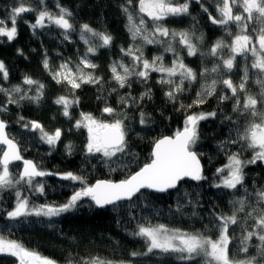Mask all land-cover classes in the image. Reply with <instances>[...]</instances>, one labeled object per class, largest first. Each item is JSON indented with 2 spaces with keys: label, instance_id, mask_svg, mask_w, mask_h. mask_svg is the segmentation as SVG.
Wrapping results in <instances>:
<instances>
[{
  "label": "trees",
  "instance_id": "obj_1",
  "mask_svg": "<svg viewBox=\"0 0 264 264\" xmlns=\"http://www.w3.org/2000/svg\"><path fill=\"white\" fill-rule=\"evenodd\" d=\"M24 6L30 7L31 12L22 14L17 20V37L9 42L6 37H0V60H2L9 73V79L4 81L0 74V86L13 89L21 86L29 95H36L37 85L43 84V96L39 103L23 101L20 105H8V111L0 113L2 119L8 124V133L18 143L21 155L37 163L41 169L51 172H76L84 174L90 183L97 179L118 181L124 179L130 171L138 170V166L148 162L152 145L157 138L171 136L177 130H182L186 115L208 114L216 112L215 117H209L199 122L198 140L193 150L199 157L205 180L200 182L184 180L178 190L167 193H148L131 202H124V206L113 211L111 206L104 209L90 207L85 202L75 212L58 218L54 228H49L44 222H36V218L30 217L32 222L20 223L5 219L6 212L11 210L15 204L13 190L0 192V234L7 240H14L28 251L36 252L43 257L54 260L56 264H77L83 259L99 257L113 264L124 262V264H185V262L172 256L148 255L136 256L132 252L146 251V242L138 237L129 235L137 222H150L152 225L164 224L170 229H179L189 234L201 233L210 238H218L219 230L214 226L209 213L215 205V211L225 215H231L233 207L230 200L238 198L231 190L216 189L212 187L219 182L216 174L217 168L227 163L230 154H237L245 162L244 187L240 188L239 196L244 195L246 188L250 194V202L245 205L246 211L238 214L239 223L229 226V235L232 243L229 245V256L233 259H244V254L237 255L240 240L246 234L245 228L251 230L252 221L247 220V212L252 210L255 204L254 194L264 189V162L257 161L255 164H247L253 156V149L247 143L239 141L235 144L231 140L237 139L238 131L243 130L252 122L254 117H247L233 112L235 100L221 101L222 95L231 96L226 89H217L212 95H204L203 104H195L199 99L197 93L201 91V80L210 76L201 75L199 68L217 67L215 77L219 80L230 77L233 84L238 86L240 81L242 64L240 60L234 61L231 72L223 69V59L220 57H206V53L217 41H227L230 37L245 34L241 31L244 23H248L246 34L255 38L257 31L262 25L253 20L242 21L238 27L236 22H230L226 26L214 25L208 19V13L202 11L201 5L192 0L189 14L179 17H169L163 24L170 31H187L194 37L193 43L197 45L198 52L195 56H187L186 48L179 46L182 60L197 74V79L191 84L184 83L183 91L178 93L174 101L168 100L164 93L170 90L169 85L159 84L157 72L150 73L146 83L130 78L132 87L119 88L112 79L111 66L119 61L128 60L120 52V48H128L130 36L128 32V9L137 11L139 0H22ZM184 0H172V3H183ZM242 2V0H241ZM204 6L208 8L213 16L218 17L216 11L219 0H203ZM20 0H0V20L7 21L6 26L11 27L9 14L13 5L19 6ZM59 5L70 11L72 16L70 23L74 28L68 33L69 40H65L63 30L54 25L48 28H37L35 35L29 24H34L40 11H47L52 15L59 14ZM127 8V12L124 9ZM234 14H243L242 8L234 7ZM257 15L254 13V16ZM47 23V20L45 21ZM89 24L94 32L111 35L114 40L110 47L99 48L90 59L98 67L96 69H85L91 71L94 76L100 77L102 83L83 84L79 89H71L66 82L57 84L52 74L57 72L60 65L69 62L72 69L79 65L81 57L86 53L88 44L80 40L81 26ZM203 37L201 42L199 37ZM99 43V40L95 41ZM149 49L155 47H148ZM18 50L23 55L18 54ZM159 50V49H157ZM156 50V51H157ZM45 56L49 61V67H44ZM82 67V66H81ZM25 76L37 82L29 90L23 85ZM204 76V77H203ZM219 85H221L219 83ZM116 88V92L112 89ZM151 90L152 98L147 97L133 105L132 110L121 106L120 97H136L139 101L141 93ZM103 94L117 114L125 113L129 117L135 116V120L127 121L130 134L126 137L129 148L135 154V162L128 165L127 170L121 166L120 170L112 171L107 164L101 163L99 158L86 157L84 145L87 140V129L77 130L74 125L81 118L80 114H91L103 122H113L116 116L109 117L102 114L105 103L98 101L97 97ZM69 99L79 98V105H73L70 109L71 119L62 115V105L54 101L61 97ZM18 99V96H17ZM8 96L0 92V104H7ZM183 105V108H181ZM192 105L191 108L188 106ZM145 112L147 126L139 124V113ZM23 116L24 122L38 121L48 132H54L60 128L63 132L61 141L54 149L40 141V133L32 132L23 127V122H18ZM231 117V121L227 119ZM233 121L235 123H233ZM224 143L225 147L220 145ZM72 146V153L66 151L67 145ZM2 148V146H0ZM2 152H0L1 155ZM132 157H125L127 163ZM21 164L19 162L10 164L9 170L14 177H18ZM113 168L117 167L112 165ZM40 179V178H37ZM46 182L45 196H30L34 204L41 203H63L71 195L73 187L70 182L61 181L55 176L43 178ZM24 195H29L26 186L20 189ZM184 193L191 194L192 203ZM200 193V196L196 194ZM182 205L180 211L177 206ZM247 221V222H246ZM244 225V227H241ZM259 241L253 237L249 242L248 256L256 255V245ZM211 259L203 255L196 256L188 264H209ZM0 264H19V260L9 254H0ZM214 264V262H213Z\"/></svg>",
  "mask_w": 264,
  "mask_h": 264
},
{
  "label": "snow or ice",
  "instance_id": "obj_2",
  "mask_svg": "<svg viewBox=\"0 0 264 264\" xmlns=\"http://www.w3.org/2000/svg\"><path fill=\"white\" fill-rule=\"evenodd\" d=\"M44 3V0H40ZM192 0H184L183 3L174 4L172 0H139V12L143 16H147L155 26V30L148 33L145 29V20L141 16L139 23H136L135 18L128 14V31L133 42L138 39L142 41L140 44H130L128 48H120V52L127 57H131L133 67L130 69L123 63H114L111 66L112 79L118 84L119 88H131L132 83L130 78L135 77L136 80L146 83L150 78V73L157 72L161 74V78L157 81L162 85H169L170 90L164 93L165 97L174 101L177 94L183 91L185 81L191 84L197 79L196 72L186 66L179 54H176L173 42L177 41L179 45L187 49V56L193 57L198 52V47L193 43L194 37L187 31L177 32L170 31L164 27V22L169 17H179L189 14L190 3ZM201 5L202 11L208 13V19L214 25L226 26L230 22H236L238 27L245 19L248 22L253 20L258 21L262 26L257 30L255 38L246 34L248 31V23H244L241 31L245 34L236 35L230 45L231 56L223 60V69L231 72L233 69L234 60L237 55L251 52L255 57L252 63V69L258 70L259 73H264V0H219L216 11L219 14L213 16L207 7L204 6L203 0H195ZM131 3V0H129ZM59 7V14L52 15L47 11H40L36 17L34 24H29L33 30L37 28H48L55 26L63 30L65 40H69L68 33L74 28L70 23L72 13L67 9ZM240 7L242 12L247 14H234L233 8ZM30 7L24 6L20 0L19 6L13 5L12 11L9 14L11 27H7V21L0 20V37H6L9 42L13 41L18 35L17 20L24 14L31 12ZM127 12V8L124 9ZM254 13L257 14L254 16ZM47 20V23L45 21ZM85 34H91L92 37L98 38L99 43L95 40L89 41L86 53L81 57L79 65L75 71L69 66V62H64L60 65L61 71L52 74L53 80L57 84L67 83L71 89H79L83 84L102 83L100 77L94 76L91 72H85V69H96L98 66L92 62L90 56H94L99 48H108L113 43L114 38L105 33H96L85 23L81 26V38ZM162 38H169L163 40ZM201 42L203 37L197 38ZM147 44H167L166 52H172L175 55L171 67H166L163 63L162 56H156L151 61L144 58L143 48ZM258 45V48H257ZM225 45L223 41H217L210 49V55L217 57L219 50ZM19 55H23L22 51L18 50ZM44 67H49V61L45 56ZM82 66V67H81ZM122 69L123 71H119ZM219 66L214 67L211 71L217 72ZM208 69H204V73ZM0 74L4 81L9 79V73L5 63L0 60ZM203 75V73H202ZM179 77V83L174 79ZM248 73L245 70V75L242 82L236 86L231 79H224L223 85L231 91V96L222 95L221 101L235 100L233 112L247 117L251 114L252 117H260V122L250 123L243 132L238 131L237 139L230 142L235 144L239 141L247 143V146L254 150V155L247 164H255L257 161L264 162V114L258 112L259 107H264V80L258 79L256 83L260 86L261 92L258 96L245 94L243 97L240 93H246V83L248 81ZM23 85H27L29 90L32 86L37 85V82L28 76L23 79ZM216 81L213 80L211 85L207 86V95H212L215 91ZM44 85L39 84L36 88V95H29L21 86H15L10 92L4 88H0V92H4L8 96L7 104H0V113L8 111V105H20L23 101L39 103L43 96ZM117 89L113 88L112 92ZM18 96V99H17ZM199 99L194 101L195 104H203L204 93H197ZM151 100V90L141 93L139 101L136 97L128 96L120 97L121 106L127 110H132L133 105H138L145 98ZM98 101H103L105 106L102 108V114L109 117L116 116L113 122H103L96 119L91 114L81 113V118L76 121L74 127L79 130L87 129V140L84 145V153L86 157L93 159L99 158L101 163L107 164L112 171L120 170L121 166L127 170L128 165L135 162V154L131 152L126 137L130 134V128L127 121L135 120L136 117H129L126 112L117 114L115 109L107 103V98L101 94L97 97ZM57 105H62V115L71 119L69 109L73 105H79V98L69 99L61 96L54 101ZM189 108L192 105L188 106ZM183 108V105H181ZM216 112L208 114H190L186 115L183 121L182 130H177L171 136H162L157 138L152 145L148 162L138 166V170H133L128 173L124 179L118 181L97 179L94 183H90L87 176L76 172H51L43 170L32 160L24 159L18 147V143L13 137H10L6 129L7 122L0 118V192L5 190H13L15 196L14 207L6 212L5 219L9 221H17L20 223L32 222L30 217L36 218V222H44L49 228H54L58 218L69 213L75 212L86 201L90 207L99 209L108 208L111 206L113 211L124 206V202L139 200L145 192L148 193H167L172 190H178L180 184L184 180L200 182L205 180L202 173V167L197 157V153L193 150V146L198 140L199 122L209 117H215ZM231 121V117H227ZM18 122H23V127L32 132H39V139L43 143L49 145L50 149H54L58 142L61 141L63 132L57 128L54 132H48L38 121L24 122L23 116L19 117ZM148 120L145 112L139 113V124L147 126ZM233 123H235L233 121ZM221 148L225 144L220 145ZM66 151L69 155L72 153V146H66ZM125 157L133 159L125 163ZM13 161H22L23 168L18 173V177H14L9 170V166ZM112 165L117 167L113 168ZM244 167L245 162L240 157L233 153L228 155L227 163L220 168H217L216 174L219 177V182L214 183L212 187L216 189L231 190L236 199H232L229 203L233 207L231 215H225L222 212L215 211V205L212 206V211L209 215L214 226L219 230V236L213 240L201 233L183 232L179 229H169L164 224L152 225L150 222H137L135 229L129 233L132 237H138L146 242V251L132 252L133 257L161 255L172 256L188 264L196 256L203 255L210 257L209 264H264V189L255 192V204L251 211L247 212V220L252 221L251 230L245 228L246 234L240 240V247L237 255L244 254V259H233L229 256V245L232 243V238L229 235V226L239 223L238 214L246 211L245 205L250 202V194L247 189H244V195L239 196L240 188L244 187ZM227 173L224 175V173ZM55 176L61 181L70 182L69 186L73 187L71 195L63 203H41L34 204L30 200V196H45L46 182L43 178ZM40 178V179H37ZM21 186H26L29 195H24L20 190ZM200 196V193L196 194ZM185 197H189L188 202L191 204V194L184 193ZM182 205L177 206V211H180ZM247 222V221H246ZM244 227V225H241ZM255 237L259 244L256 245V255L248 256L249 242ZM0 254H9L18 258L19 264H56L54 260L43 257L36 252L28 251L21 244L14 240H7L0 234ZM69 264H72L69 261ZM77 264H113L111 261H104L99 257L91 259H83ZM124 264V262H120Z\"/></svg>",
  "mask_w": 264,
  "mask_h": 264
},
{
  "label": "rangeland",
  "instance_id": "obj_3",
  "mask_svg": "<svg viewBox=\"0 0 264 264\" xmlns=\"http://www.w3.org/2000/svg\"><path fill=\"white\" fill-rule=\"evenodd\" d=\"M128 14H131L135 18L136 23H139V20H140L141 16H143V14H141L139 12V5L137 6V11H131L130 9H128ZM127 18H128V15H127ZM143 19L145 20V29H146V31L148 33L153 32L155 30V26L153 25L152 21L147 16H143ZM129 36H130V39H131L130 33H129ZM234 38H235V36H232V37L229 38V40L223 41V44L225 45V47H223L221 50H219V55L217 57H220L223 60L230 58V56H231L230 45L232 44V41L234 40ZM85 39H87L89 41H93V40L97 41L98 40V38L92 37L91 34H85V37L83 39L81 38V35H80V40L83 43H85ZM162 39L163 40H168L169 38H162ZM178 39L179 38H177V41L173 42V47L175 48L176 54H179V56L182 59L180 48H179L180 45L178 43ZM133 43L140 44V43H142V41H140L138 39L137 41L133 42L132 39H131L129 41V45L133 44ZM148 47H155V49H153V48L149 49ZM166 47H167V44H147V45H144V48H143L144 58H146L149 61H151L156 56H162L163 57L162 63L166 67H171L173 59L175 58V55L172 52H166L165 51ZM257 48H258V45H257ZM157 49H159V50H157ZM210 56H211L210 52L206 53V57H210ZM236 59H238L241 62H243L242 64H245L244 67L241 68L242 70H241L240 81L238 82V85L242 82V78L245 75V70H247L248 77H249V79H248V81L246 83V93H240V96L243 97L245 94L252 95V96H258L260 94V92H261V89H260V86L256 83V81L258 79L264 80V73H259L258 70L252 69L251 65L254 62L255 57H253L251 52L249 51V52H247L245 54L237 55L235 60ZM119 63H123L126 67H128L130 69L133 67V61H132L131 57H128V60L119 61L117 64H119ZM186 66H188V65H186ZM233 66H234V64H233ZM213 68L214 67H210L209 68V67H206L204 65L199 68V72H200L201 75L203 73V75L207 74V75H205L207 77L210 76L208 78L202 79L201 83H200V85H201L200 93H204V95H207V91H208L207 86L211 85L213 83V80L216 81L215 90H217V89H222V90L226 89L225 86L223 85V80L224 79L223 80L217 79L215 77L217 72H212L211 71ZM204 69H208V72L204 73ZM118 70L121 71V72L123 71L122 69H118ZM58 71H61L60 67H59ZM85 72H91V71H85ZM157 74H158V80H159L161 78V74L160 73H157ZM174 79L176 80L177 83H179V77L178 76L175 77ZM226 79H230V77H227ZM186 82L187 81H185V83ZM219 83L221 85H219ZM0 88H4V89L7 90V88H5L3 86H0ZM11 90L12 89H8L9 92ZM226 90L231 94L230 90H228V89H226ZM258 112L260 114H264V107H259L258 108ZM254 122H260V117L259 116L255 117ZM253 155H254V151H253ZM226 174L227 173L225 172L224 175H226ZM212 239L215 240L214 238H212ZM205 258L208 259V260L211 259L210 257H205ZM118 264H120V263H118Z\"/></svg>",
  "mask_w": 264,
  "mask_h": 264
},
{
  "label": "water",
  "instance_id": "obj_4",
  "mask_svg": "<svg viewBox=\"0 0 264 264\" xmlns=\"http://www.w3.org/2000/svg\"><path fill=\"white\" fill-rule=\"evenodd\" d=\"M0 118H1V116H0ZM6 131H7V133H8V130L6 129ZM9 134V136L10 137H12L11 136V134L10 133H8ZM2 147H4V146H2ZM19 147V146H18ZM1 155H2V153H1ZM198 157V156H197ZM24 158V157H23ZM24 159H28V158H24ZM198 159H199V157H198ZM28 160H31V159H28ZM33 161V160H32ZM199 161H200V159H199ZM16 162H19L20 164H21V167H20V171L22 170V168H23V163H22V161H13L11 164H13V163H16ZM200 164H201V167H202V163H201V161H200ZM202 171H203V168H202ZM187 180V179H186ZM191 181V180H190Z\"/></svg>",
  "mask_w": 264,
  "mask_h": 264
}]
</instances>
